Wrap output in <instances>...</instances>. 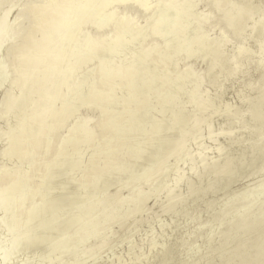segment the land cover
Instances as JSON below:
<instances>
[{
  "label": "bare ground",
  "instance_id": "obj_1",
  "mask_svg": "<svg viewBox=\"0 0 264 264\" xmlns=\"http://www.w3.org/2000/svg\"><path fill=\"white\" fill-rule=\"evenodd\" d=\"M28 1L0 0V264H261L264 0Z\"/></svg>",
  "mask_w": 264,
  "mask_h": 264
},
{
  "label": "rangeland",
  "instance_id": "obj_2",
  "mask_svg": "<svg viewBox=\"0 0 264 264\" xmlns=\"http://www.w3.org/2000/svg\"><path fill=\"white\" fill-rule=\"evenodd\" d=\"M28 0H21V3H20V7L19 6H17L15 9H17L18 8V10L21 8V7H23V6H25L26 4H28ZM252 3L253 4H260V5H262V3H261V0H253L252 1ZM14 9V10H15ZM13 10V12H11L10 14L11 15H9V19L11 18V16L13 17L14 16V12L16 13L17 12V10H15L14 11ZM143 22H144V19H141V20H139L138 22H137V25H141V24H143ZM214 34L216 33V34H219V33H221L220 32V30L219 31H215V32H213ZM257 36H255V38H254V42L253 43H251L250 44V46H249V51H250V53L252 54V55H254L255 54V52H256V44H255V41L257 40ZM4 49H2L1 50V52H0V55H1V57H3L4 55H5V47H3ZM226 49H225V51L227 50V51H230V47L228 46V44H226V47H225ZM226 51V52H227ZM3 60H4V58H3ZM191 61H186V62H184V64L185 65H188L189 63H190ZM5 83V81H3V79H1L0 78V100H1V97H2V95L4 94V92L5 91H7L8 89H7V87H6V85L4 84ZM85 85H87V84H85ZM84 85V86H85ZM228 86H230L229 87V89L225 92V94H224V101H229V102H231L233 105H235V104H237V102H238V100H237V95H236V91H237V89H238V85H237V83L235 82V83H233V84H227ZM207 91L209 92V93H211L212 92V89L211 88H208L207 89ZM218 120H215V123H217L218 124ZM2 126H1V124H0V128H1ZM174 136H171L170 138H173ZM1 143V142H0ZM226 140H220L219 141V144L221 145V146H225L226 145ZM195 150V147H192L191 149H190V153L191 152H193ZM238 154H239V152L238 151H232V152H230V154H229V156H228V158L229 159H231V160H233V159H235L237 156H238ZM260 162H261V159H260ZM259 163V162H258ZM248 166H250V165H248ZM247 167V166H246ZM251 167V166H250ZM249 167V168H250ZM6 168L7 169H14V168H16V166H13V165H6ZM248 168V169H249ZM175 169V168H174ZM174 171V170H173ZM173 171L172 172H170L169 174L171 175L172 173H173ZM182 173H184V174H187L188 173V170H186V169H183L182 170ZM77 174V172L73 175V176H75ZM193 181V183H194V180H192ZM187 188V187H186ZM186 188L184 187V189H183V191H181L182 192V194L184 193V196L186 195V191L188 190H186ZM186 190V191H185ZM160 200H163V197H160L159 199H157V201H160ZM154 204H155V202L154 201H147L146 202V204H145V206H146V208L148 209V208H152V207H154ZM50 210V209H49ZM50 213H48V211H47V213H48V216L46 215V219L40 224L41 226L42 225H44L47 221H48V218L54 213V210H50L49 211ZM51 214V215H50ZM161 219H162V222L165 224V226L167 227V230L166 231H168V229H169V227H170V225H172V223H173V218H171V217H169V216H164V215H162L161 216ZM2 214H1V212H0V226L1 225H3L2 224ZM165 227V228H166ZM141 229H142V231H141V236L139 235V236H137V235H135L134 236V238H133V241L135 242V244L137 245V247L138 248H140V242L142 241L143 242V238H144V233L143 232H145L146 231V229H147V227L145 226V225H143V227L141 226L140 227ZM116 230V227L114 228V231ZM148 230V229H147ZM165 231V230H164ZM163 231V233H165ZM147 232V231H146ZM146 234V233H145ZM8 235H6V232L3 230V228L1 229V227H0V238L1 239H3V240H8V237H7ZM4 237V238H3ZM143 237V238H142ZM142 238V239H141ZM99 240H93V241H91L90 242V245L91 246H94L97 242H98ZM124 242V241H123ZM122 242V243H123ZM141 242V244H143ZM120 243H121V241H119V243H117V245H115V246H117V248L116 247H113V249H111V250H109L107 253H106V255H104V256H102L101 258H98V260L97 261H95V262H93L92 264H101V263H105V262H108V260H109V258L113 255V254H117L118 252H124V251H122V249L124 250V246L122 245V243H121V245H120ZM124 244V243H123ZM118 245L120 246V247H118ZM135 245V246H136ZM200 246L201 247H203V244H202V242H201V240H199V241H197V247H198V249L199 250H202V248H200ZM136 247V248H137ZM146 248V246L145 245H141V248ZM140 248V249H141ZM145 248H144V251H142L141 252V250H140V253H146V251H147V249L145 250ZM204 248V247H203ZM119 250H121V251H119ZM143 250V249H142ZM204 251V250H203ZM202 251V252H203ZM117 252V253H116ZM41 257H42V252L40 251V250H38V249H34V248H32V249H30V250H26V251H20V252H18V253H10V254H8L7 255V259H6V261H16V264H39V262H40V260H41ZM123 257H125V254L123 253ZM40 259V260H39ZM5 264V263H4Z\"/></svg>",
  "mask_w": 264,
  "mask_h": 264
},
{
  "label": "snow or ice",
  "instance_id": "obj_3",
  "mask_svg": "<svg viewBox=\"0 0 264 264\" xmlns=\"http://www.w3.org/2000/svg\"><path fill=\"white\" fill-rule=\"evenodd\" d=\"M138 6L139 7H147L148 5L141 3ZM261 47H262V49H264V40H262V42H261ZM5 264H16V261H5ZM261 264H264V261H261Z\"/></svg>",
  "mask_w": 264,
  "mask_h": 264
}]
</instances>
